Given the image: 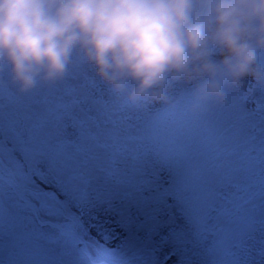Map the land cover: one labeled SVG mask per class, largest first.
Returning <instances> with one entry per match:
<instances>
[{
	"label": "snow or ice",
	"instance_id": "6c2138e0",
	"mask_svg": "<svg viewBox=\"0 0 264 264\" xmlns=\"http://www.w3.org/2000/svg\"><path fill=\"white\" fill-rule=\"evenodd\" d=\"M4 101L0 84V264H155L156 252L169 242L173 254L192 245L209 264H248L249 241L257 229L264 235V92L239 95L235 112L224 119L219 137L223 151L236 157L235 170L245 175L234 185L231 208L219 211L210 203L209 183L187 147L162 127L168 113L148 112L142 119L87 83L79 90L71 86L58 97L50 92L37 98L34 103L43 109L39 112L25 111L9 96L6 113ZM249 103L255 106L249 108ZM77 106L80 112L73 114ZM6 124L12 144L7 154ZM120 125H126V134ZM69 127L74 138L68 136ZM100 136L108 142L100 145ZM89 140L111 149L110 156L120 155L124 168H100L103 176L95 175L89 167L92 148L82 146ZM154 162L168 171L167 181L154 170ZM39 165L62 176L80 217L35 185L34 178L43 177ZM177 205L188 230L172 223ZM98 207L120 216L128 229L120 249L105 248L85 228L83 214ZM220 216L227 217L223 224ZM165 227L167 235L154 242ZM89 241L95 243V252Z\"/></svg>",
	"mask_w": 264,
	"mask_h": 264
},
{
	"label": "clouds",
	"instance_id": "9594fccd",
	"mask_svg": "<svg viewBox=\"0 0 264 264\" xmlns=\"http://www.w3.org/2000/svg\"><path fill=\"white\" fill-rule=\"evenodd\" d=\"M260 49L264 0H0V65L21 93L62 77L78 50L114 91L132 82V102L166 99L169 76H206L197 97L220 101L225 82L264 78Z\"/></svg>",
	"mask_w": 264,
	"mask_h": 264
},
{
	"label": "rangeland",
	"instance_id": "374dc122",
	"mask_svg": "<svg viewBox=\"0 0 264 264\" xmlns=\"http://www.w3.org/2000/svg\"><path fill=\"white\" fill-rule=\"evenodd\" d=\"M197 9V14L200 12ZM210 59L218 62L222 59V54L217 49L211 50ZM254 67L264 71V49L257 52V60ZM206 76L199 78L179 79L169 76L163 85V93L166 96L164 100L139 99L132 102L128 99L129 92L134 87L132 82H127L124 89L114 91L110 85L101 80L95 72L94 67L89 64L78 50H73L70 54L66 70L62 77L53 82H45L37 78L35 87L27 92L21 93L16 85L11 81L6 66L0 65V84L5 90V112L9 111V96L17 101L19 105L28 112L42 111V105L34 103L37 98H43L52 92L53 96L58 97L65 93L71 86H80L87 83L89 88L94 87L97 92L102 90L103 94L109 97L115 103L126 107L134 114H139L143 119L148 112H166L168 119L162 127L177 141L187 147L189 156L192 158L203 177L208 181L211 188L210 203L219 211L223 208H231L233 198L236 195L234 185L239 183L245 173L235 170L234 161L236 157L223 151L224 141L219 137L222 131V125L225 117L235 112V106L239 102V95L251 96L253 91L264 92V78L256 81L252 76L241 78L238 85H231L225 82L222 86L223 98L217 101L215 98L207 100L200 99L196 95V90L205 82ZM255 105L249 103L248 107ZM80 108L73 109V114H79ZM94 114V113H93ZM66 123L71 124L70 120ZM121 134H126V125L119 126ZM94 132L95 128L92 129ZM69 138H74L75 130L69 127L67 130ZM5 152L12 147L10 138L7 134V124L5 130ZM108 141L100 136L98 143L103 145ZM82 146L87 149L92 148L89 161V167L95 175L103 176L100 168L123 169L124 163L120 155L110 156L111 149L97 146L96 141H85ZM16 158L21 164H25L23 155L16 153ZM7 159V155L5 156ZM43 177L34 178L35 185L43 192L53 194L59 201L64 202L70 213L81 216V211L73 198V193L63 185V178L55 171L49 170L47 165H39ZM154 170L160 174L162 181L169 179L166 169L159 163H153ZM258 171V168L256 169ZM167 186V183L164 184ZM169 203H174L171 199ZM106 207V206H105ZM213 215H216L214 213ZM95 217V219H92ZM172 223L180 230H188L186 218L182 209L177 205L172 209ZM227 217L220 216L219 222L223 224ZM85 228L88 229L90 236L95 242L103 245L109 250L120 249L122 242L127 236L128 229L120 222L121 217L114 213H105L103 207H98L92 211H87L82 216ZM89 225H93L89 228ZM168 228L160 230L159 235L153 237L154 242H159L160 236L167 235ZM141 237L145 233H139ZM105 236L109 237L105 239ZM264 235L257 229L249 243L252 245V251L248 255V264H264V248L262 244ZM90 250L95 252V243L89 241ZM151 246V245H149ZM7 257V253H5ZM21 264H25L21 261ZM155 264H209V260L198 250L189 245L184 251L173 254V245L171 242L160 246L156 252Z\"/></svg>",
	"mask_w": 264,
	"mask_h": 264
}]
</instances>
